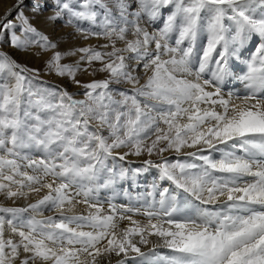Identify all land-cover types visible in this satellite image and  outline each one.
I'll return each instance as SVG.
<instances>
[{
	"label": "snow or ice",
	"instance_id": "6c2138e0",
	"mask_svg": "<svg viewBox=\"0 0 264 264\" xmlns=\"http://www.w3.org/2000/svg\"><path fill=\"white\" fill-rule=\"evenodd\" d=\"M23 5L0 18V264H264V0H54L49 21L105 41L70 51Z\"/></svg>",
	"mask_w": 264,
	"mask_h": 264
},
{
	"label": "bare ground",
	"instance_id": "6f19581e",
	"mask_svg": "<svg viewBox=\"0 0 264 264\" xmlns=\"http://www.w3.org/2000/svg\"><path fill=\"white\" fill-rule=\"evenodd\" d=\"M12 1L13 0H0V2H2V6H0V18H2L5 15V13L10 11V9L12 8L11 7ZM45 21H46V19L44 17H42V16L39 17V24H40V26L42 28H43V22H45ZM96 40H97L96 38H93L90 41H92V43H93ZM77 41L79 42V46L80 47L82 45L84 46L85 43L88 42V40H85L83 38H80ZM100 41H103V40L100 39ZM74 47L75 46L72 45V44L68 45V44L64 43L62 45V50L70 51ZM249 48H251V45H249ZM7 51H9V53L12 54L16 58H19V59L24 60V61L26 60V62L29 63V66H31L32 68H37L39 70H41V69L43 70L44 68H46L45 67V61L47 59V56L41 57V56H37L35 54V52H33V51L21 52V51L15 50L13 48L7 49ZM249 54H250L249 51L241 50V60L247 58V56ZM65 58H66V60H72V62L75 63L78 60L79 57L78 56H69V57H65ZM234 63H235L236 70H239L240 68H243V64L241 63V61H235ZM51 75L54 76V77L57 76L56 80H57L58 84L61 85L62 89H66V90H70V91H72V89H76L75 86L73 87V86L69 85V81H68L69 78L67 76H63V77L62 76H58L54 71L50 72L48 70L45 71V73H43V76L46 77V78L50 77ZM105 76H106L105 73H96L95 75H91V77H92L91 80L92 79H102V78H105ZM231 87H233L237 91H241L242 88H243V86L240 84L239 81L234 82L231 85ZM119 151H124V150H119ZM166 155L169 156V159L174 158L171 154H166ZM147 158H148L147 156H143V157L130 156L126 161H124L122 163H123L124 167H126V168L130 167V168L134 169V168L143 166V160L147 159ZM153 159H156V158L153 157ZM156 176H157L156 170L155 169H150L148 172L141 173L136 178V180H138L136 184L128 183L127 181L129 179L121 181L120 188L126 190L129 193L130 197H132L134 199L136 196L144 194V193H146L147 191L150 190V185L152 184L153 180L156 179ZM117 200H118V202H116L117 204H121V203H124L126 205L128 204V199L126 197H124L123 194H121L120 197ZM0 202H2L4 204H7V205H11V201H5L4 199H2V197H0ZM16 203H17V205L22 206L24 204V201H17ZM136 218H139V217H136ZM113 264H114V262H113Z\"/></svg>",
	"mask_w": 264,
	"mask_h": 264
},
{
	"label": "rangeland",
	"instance_id": "374dc122",
	"mask_svg": "<svg viewBox=\"0 0 264 264\" xmlns=\"http://www.w3.org/2000/svg\"><path fill=\"white\" fill-rule=\"evenodd\" d=\"M37 2H40V3H43L44 0H24V5L22 7V11L26 14V15H30L32 16V19H33V23L35 24V26L43 31L45 34H47L49 36V38L58 44L59 48L62 50V45L64 43L68 44V45H74L75 48H80L79 46V42L77 41L78 39L82 38V36L79 34V33H76L73 31V29L68 26L66 24L65 21L63 20H59V21H49L48 20V17L50 15H52L55 11V9L53 7H51L50 5L54 3V0H48L47 4L45 5V8L44 10H42L38 15H33L32 13V8H33V5ZM18 3V0H13L12 1V4H11V9L10 11H12L16 4ZM0 6H2V2H0ZM15 15V11H13V16ZM42 16L46 19L45 22H43V28L40 26L39 24V17ZM37 22V23H36ZM84 26L86 27L87 26V22H83ZM52 36V37H51ZM93 38L89 39L88 42L85 43L84 46H88L89 44L91 45H100V44H103L105 43V41H100V39L93 42L90 41L92 40ZM94 41V40H93ZM91 42V43H90ZM83 45L81 47H84ZM7 47V48H6ZM73 47V46H72ZM7 49H10V47H8L7 45H5V47L3 46L2 50H5L7 51ZM9 52V51H8ZM21 52H24V51H21ZM19 63L23 64V65H27L28 67L32 68L31 66H29V63L26 62V60H21L19 58H16L14 57ZM62 63H66V64H75L72 62V60H66V58H64V60L62 61ZM95 66H98V65H95ZM42 70V69H41ZM40 70V80L45 82L47 85H53V86H56L58 88H61V85L58 84L57 80H56V77L57 76H50L48 78L44 77L43 76V73H45V71H47V68H44L42 71ZM89 71H91V69H89ZM68 81H69V85L70 86H75L76 89H72V91L70 90H67L69 91L70 93H73L75 95H77V98H80L79 97V93H81L83 91L82 88H80L78 85L76 86L75 83L72 82L71 78L68 77ZM76 78L78 80H80L82 83H86V82H89L91 80V75L87 74V73H83V72H78L76 74ZM103 79V78H102ZM117 87H120L119 85ZM62 89V88H61ZM138 180L135 181V183H133L132 180H128L127 182L130 183V184H136ZM120 186H121V182H120V185L118 186V190L120 189ZM102 196H104L105 198L107 197H110L112 195L111 192H102L101 193ZM120 197V195L116 198V200L114 201L115 203L118 202V198ZM3 199V197H2ZM2 203V202H0ZM7 205V204H5Z\"/></svg>",
	"mask_w": 264,
	"mask_h": 264
}]
</instances>
